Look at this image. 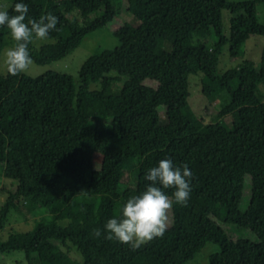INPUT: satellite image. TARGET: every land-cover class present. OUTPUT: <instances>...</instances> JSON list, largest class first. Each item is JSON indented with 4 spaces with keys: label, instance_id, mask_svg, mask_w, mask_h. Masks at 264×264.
Instances as JSON below:
<instances>
[{
    "label": "trees",
    "instance_id": "trees-1",
    "mask_svg": "<svg viewBox=\"0 0 264 264\" xmlns=\"http://www.w3.org/2000/svg\"><path fill=\"white\" fill-rule=\"evenodd\" d=\"M25 2L26 19L57 17L48 43L28 45L37 66L63 60L121 13L133 19L112 33L115 48L90 55L77 82L55 72L0 74V178L15 184L0 204V231L31 204L48 211L29 231L11 229L0 255L21 252L27 264H188L214 244L220 250L206 264H264V49L259 70L244 60L217 71L225 47L235 58L251 36H264L256 15L264 0ZM8 36L0 28V49ZM197 74L205 97L228 93L218 117L236 112L231 128L185 114L189 78ZM165 157L191 169L196 202L173 203L171 227L139 248L106 239V220L144 190V173ZM126 171L134 181L122 191ZM173 191L165 189L170 198ZM209 224L225 239L208 237ZM222 225L253 238L228 237ZM94 226L101 230L97 239Z\"/></svg>",
    "mask_w": 264,
    "mask_h": 264
},
{
    "label": "rangeland",
    "instance_id": "rangeland-1",
    "mask_svg": "<svg viewBox=\"0 0 264 264\" xmlns=\"http://www.w3.org/2000/svg\"><path fill=\"white\" fill-rule=\"evenodd\" d=\"M230 2H242L253 0H228ZM13 0H0V8H10ZM257 20L260 25H264V4L256 5ZM229 15L224 12L223 14V27L225 35L228 34V18ZM133 19L129 13H121L111 20L104 29L99 30L87 38L79 48L72 52L69 56L61 61L50 63L45 66H37L34 63L31 64L29 69L24 73L26 76L37 78L48 72H55L60 74H66L71 76L75 82L78 81V74L83 63L90 57V55L96 49H113L117 46V41L113 37L112 33L118 29L122 24L128 23ZM48 43L46 40L33 39L31 44L33 48L38 49L42 45ZM14 46V42L11 40L10 35L5 39V45L0 49V74L5 75L7 73L5 65L3 64V52L6 48ZM264 49V36H251L244 44V47L240 54L235 58H230L228 54V47L224 48L223 54L220 56L217 66L218 73H223L227 70L236 68L244 60H250L254 63L256 70L260 67V56ZM150 59H156L152 53L149 55ZM201 74L190 76L189 78V98L188 106L185 109V114H192L199 117L204 124H214L222 122L228 128L232 127V123L237 119L236 112L219 118L218 113L222 108L229 104L230 98L227 92L223 91L215 95L214 97L207 98L201 92ZM148 84H152L149 83ZM91 90L99 89L98 84H92ZM259 91L264 96V85L259 87ZM163 122V118H162ZM100 157L94 155V170L99 169ZM134 176L128 174V171L124 173V179L122 184V191L130 184H133ZM15 190L14 182L8 181L4 178H0V204L4 202L7 195ZM195 196L190 193L188 205L194 204ZM116 209L120 208V203H115ZM26 210L27 215L12 214L5 229L0 231V240H5L9 231L15 230L18 232H25L31 230L36 221L42 218L48 217V211L43 208L39 202L36 205H29ZM168 227L172 225L171 208L168 210ZM94 228L98 229L97 226ZM224 232L233 239L237 237H244L252 239L253 235L248 230H238L231 226L222 225ZM206 234L211 239L221 241L225 239L224 234L218 231L214 226L210 225L206 228ZM95 239L96 236L93 235ZM220 248L214 244H207L204 249L188 264H206L211 254L219 252ZM75 261L81 262L80 256L76 253L71 254ZM0 264H27L25 255L21 252H11L8 255H0Z\"/></svg>",
    "mask_w": 264,
    "mask_h": 264
},
{
    "label": "clouds",
    "instance_id": "clouds-1",
    "mask_svg": "<svg viewBox=\"0 0 264 264\" xmlns=\"http://www.w3.org/2000/svg\"><path fill=\"white\" fill-rule=\"evenodd\" d=\"M29 10L25 0H15L12 13L0 8V28H6L14 46L3 52V64L10 76L24 74L33 63L29 43L33 39L46 40L56 29L57 17L51 13L37 19L27 17ZM193 173L186 163L176 164L165 157L144 173L147 181L144 190L130 196L121 206L119 215L106 220L103 231L106 239H114L136 249L164 234L168 225V210L186 205L191 193ZM172 188L171 198L165 189ZM100 237L101 230H94Z\"/></svg>",
    "mask_w": 264,
    "mask_h": 264
}]
</instances>
